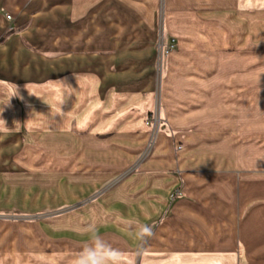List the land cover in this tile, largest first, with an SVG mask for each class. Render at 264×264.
Here are the masks:
<instances>
[{
  "label": "crops",
  "instance_id": "1",
  "mask_svg": "<svg viewBox=\"0 0 264 264\" xmlns=\"http://www.w3.org/2000/svg\"><path fill=\"white\" fill-rule=\"evenodd\" d=\"M243 11L264 0H0V170L25 171L0 207H75L45 231L79 250L99 236L118 264H264L258 166L229 162L160 83L156 28Z\"/></svg>",
  "mask_w": 264,
  "mask_h": 264
},
{
  "label": "rangeland",
  "instance_id": "2",
  "mask_svg": "<svg viewBox=\"0 0 264 264\" xmlns=\"http://www.w3.org/2000/svg\"><path fill=\"white\" fill-rule=\"evenodd\" d=\"M202 13L195 12L194 27L173 28V36L169 28H156L163 47L160 83L171 84L173 100L179 99L172 104L176 117L190 118L189 127L210 135L229 162L237 157L244 167L258 166L257 176L264 178V12L252 20L243 11L237 27L220 25L219 12L207 21ZM16 173L25 171L0 170V191ZM75 210L31 214L0 207V264H73L81 250L45 230L53 222L51 228H58L59 218Z\"/></svg>",
  "mask_w": 264,
  "mask_h": 264
},
{
  "label": "clouds",
  "instance_id": "3",
  "mask_svg": "<svg viewBox=\"0 0 264 264\" xmlns=\"http://www.w3.org/2000/svg\"><path fill=\"white\" fill-rule=\"evenodd\" d=\"M6 125V121L0 119V129ZM139 233L142 241L153 235L152 228L148 225L140 227ZM119 254L117 250L112 249L99 236H94L92 243L75 256L73 264H118L115 257Z\"/></svg>",
  "mask_w": 264,
  "mask_h": 264
},
{
  "label": "water",
  "instance_id": "4",
  "mask_svg": "<svg viewBox=\"0 0 264 264\" xmlns=\"http://www.w3.org/2000/svg\"><path fill=\"white\" fill-rule=\"evenodd\" d=\"M163 52V47H162V49H161V53Z\"/></svg>",
  "mask_w": 264,
  "mask_h": 264
},
{
  "label": "built area",
  "instance_id": "5",
  "mask_svg": "<svg viewBox=\"0 0 264 264\" xmlns=\"http://www.w3.org/2000/svg\"><path fill=\"white\" fill-rule=\"evenodd\" d=\"M9 19H10V17H9Z\"/></svg>",
  "mask_w": 264,
  "mask_h": 264
}]
</instances>
